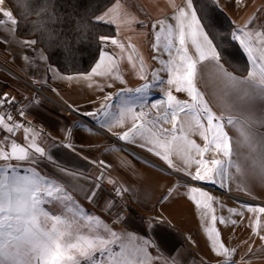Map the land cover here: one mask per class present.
I'll return each instance as SVG.
<instances>
[{"label":"snow or ice","instance_id":"6c2138e0","mask_svg":"<svg viewBox=\"0 0 264 264\" xmlns=\"http://www.w3.org/2000/svg\"><path fill=\"white\" fill-rule=\"evenodd\" d=\"M3 3L4 0H0V4ZM169 4L174 12L168 19L174 24L166 23L165 20L153 23L152 48L153 51L162 49L169 57L159 60L162 65L159 71L167 73L169 88L186 93L189 99L181 101L171 90L164 92L166 99L151 104L152 109L158 110L154 118H149V113L143 110V104L139 105L141 111L135 112L133 103L124 99L117 105L118 115L109 110V103L102 104L97 113L86 115L98 119L101 127H107L110 131L130 121L131 127L121 132L118 139L135 143L139 138L144 142L140 147H146L149 152L160 157L169 168L182 171L191 182H209L227 188L228 182L235 176L245 175V167L240 159H233L237 155L233 145L246 148L249 155L244 156L243 161L246 162L247 171L264 183V133L254 131L264 127V116L257 117L251 111L252 105L264 103V29H250L252 20H249L230 34L247 56V77L242 79L224 67L222 54L195 8L194 0H185L184 7L177 6L175 0H169ZM116 7L119 5L96 17V20L116 23L118 17L113 15ZM126 22L131 23V19ZM18 26L19 21L14 12L0 8V30L6 29L9 34H14ZM100 39L110 40L122 54L125 53V45L119 40L104 36ZM36 42L26 40L22 43L31 47ZM127 47L132 52L126 58L135 67V47L132 44ZM41 59L46 58L42 55ZM118 67V59L102 49L91 72L82 78L112 77L123 82ZM205 69L209 76L223 86V95L216 96L219 114L212 110L204 93L197 87V79L202 77ZM138 75L140 79L147 80L142 58ZM66 79L72 80L73 77ZM157 83L163 84L164 81L157 71H153L152 84L144 83L138 88L121 91L142 98ZM233 97L234 100H230ZM105 100L111 101L112 97L107 96ZM236 102L248 106L249 110L234 115ZM14 104V98H9L7 93L0 95V108ZM161 108L163 111H160ZM18 115L23 117L25 113L21 110ZM181 115L183 120L180 119ZM100 117L103 119L100 120ZM161 122L170 123L171 128L162 127ZM228 129H234L238 138L230 136ZM21 131L22 142L17 138ZM71 134V129L66 130L69 142L64 143L63 147L75 150L70 140ZM192 135H198L204 142L203 146L191 139ZM40 137L38 131L17 122L10 112L0 111V264H154L158 257L150 255L149 248L159 247L155 240L131 233L118 234L100 217L89 214L75 201L63 179V176L75 178V173L58 165L61 176L45 175L39 170L42 162L53 163L52 154L38 143ZM209 153L223 158L209 159ZM173 155L182 161V168L175 164ZM99 163L102 167L107 166L104 161ZM21 167L24 168V174L18 171ZM231 169H235V173ZM100 179L102 176L97 177L98 181ZM108 182L114 183L112 180ZM99 187L97 184L96 188ZM240 190L248 192L242 186ZM115 191L119 195L127 189L118 187ZM96 195L97 192L92 191L85 198L91 202ZM187 195L208 222L204 231L212 251L224 257L221 264H234V250L225 247L215 227L217 221L226 223L224 217L215 215L213 205L219 202L218 199L196 186H189ZM53 206L59 211H53ZM106 206L110 208L111 203ZM242 207L257 214L252 225L255 232L261 225L260 216L264 214V207L248 204ZM229 212L243 215L236 209H229ZM148 227L154 226L149 224ZM114 245L118 251L114 250Z\"/></svg>","mask_w":264,"mask_h":264},{"label":"crops","instance_id":"0c3cea01","mask_svg":"<svg viewBox=\"0 0 264 264\" xmlns=\"http://www.w3.org/2000/svg\"><path fill=\"white\" fill-rule=\"evenodd\" d=\"M213 1L231 19L232 31L243 27L249 20H252L250 29H264V0ZM175 4L184 7L185 0H175ZM116 5L119 7L115 8L113 15L118 19L116 23H110L115 27L116 34L110 38L123 43L125 53L122 54L110 40L101 41V50L118 59V74L123 82L112 77L93 76L91 80L83 79L82 77L87 76L91 70L85 74H62L49 64L46 55L36 44L26 47L22 43L25 39L19 38L16 32L9 34L4 29L0 30V92L14 98L20 111L25 113L23 117L26 122L22 124L38 131L41 134L38 143L52 154L53 163L42 162L39 170L45 175L61 176L58 165L76 174L75 178L63 176V179L67 182L68 192L86 212L100 217L113 231L121 235L131 233L146 238L149 222L152 223L156 244L161 245L164 250L167 248L166 251H160L158 248L156 264H221L224 257L212 251L204 231L207 220L188 199V187L195 186L197 182H191L180 171L169 168L164 160L149 152L146 147H140L144 142L139 138L135 143L120 141L118 135L131 127L130 121H126L123 127H115L110 131L107 127H101L98 119L86 115L90 112L97 113L101 109L102 95L104 98L112 97L107 103L111 105L109 110L114 115L119 114L117 105L124 99L133 103L135 112L141 111L139 105L143 104V110L149 113V118H154L158 111L152 109L151 104L166 99L160 94H157L156 99V92L162 87L159 83L153 84L148 94L142 98L121 90L135 89L144 83L152 84L153 71L158 72L161 80L168 79L165 71H159L162 68L159 60H167L169 57L162 49L153 51L152 25L158 20L174 24V21L168 19L174 9L169 0H116L102 14ZM0 8L9 10V7L3 4H0ZM128 19H131V23L126 22ZM156 30H159V25ZM129 44L136 50L135 67L129 64L126 58V55L132 52L127 47ZM237 44L239 45L238 42ZM240 49L247 60L243 49ZM42 55L46 59H41ZM121 56L124 58L120 59ZM154 56L157 59H153ZM141 58L147 80L140 79L138 75ZM226 70L230 72L227 68ZM233 75L242 79L247 77V74ZM69 76L73 79H66ZM197 87L204 93L212 110L219 114L216 96L223 95L222 84L209 76L208 70L205 69L202 77L197 79ZM172 89L177 99H189L186 93ZM150 94L155 97L149 98ZM230 100H234V97ZM235 109L234 115L249 110L248 106L240 102L235 103ZM67 110L72 113L68 115ZM0 111L5 110L0 108ZM160 111H163V108ZM251 111L257 117L264 116V103L257 102L252 105ZM99 119L102 120L103 117ZM161 126L171 128L170 123L161 122ZM68 129H71L70 140L75 150L63 147L64 143L69 142L66 138ZM228 131L230 136L238 138L234 129ZM254 131L264 133V127ZM17 138L22 142V131ZM191 139L203 146L204 142L198 135H192ZM233 147L237 153L233 159H240L245 167V175L235 176L228 182L227 188L209 182H198V187L219 201L213 205L216 209L215 215L224 217L226 223L217 221L215 227L220 232L221 242L225 247L234 250V264H264V239H261V236H264V214L260 216L261 225L254 232L252 225L257 214L242 207L244 204L264 207V183L247 171L243 157L249 155L248 150L235 144ZM172 158L178 167H183L177 156L173 155ZM208 158L223 157L209 153ZM100 161H104L107 166L102 167ZM18 171L24 174L23 167ZM230 171L235 173V169ZM101 176L102 179L98 181L97 177ZM109 180L114 183H109ZM97 184L100 185L99 189L96 188ZM241 186L247 188L248 192L241 191ZM118 187L127 191L117 195L115 189ZM92 191H96L97 195L90 202L85 197ZM109 202L110 208L106 206ZM164 205H167V222L159 219L160 215L165 217L160 208ZM229 209H236L243 215L232 214ZM53 211L59 209L53 206ZM162 223H181L183 227H177L173 231L169 225L162 228ZM113 247L114 250H119L115 245Z\"/></svg>","mask_w":264,"mask_h":264},{"label":"trees","instance_id":"16d2710c","mask_svg":"<svg viewBox=\"0 0 264 264\" xmlns=\"http://www.w3.org/2000/svg\"><path fill=\"white\" fill-rule=\"evenodd\" d=\"M115 1L6 0V4L19 21L16 35L36 40L50 65L72 75L88 73L99 58L100 37L116 34L112 24L96 20ZM194 6L222 54L223 65L233 74L245 76L248 62L231 39V19L213 0H194Z\"/></svg>","mask_w":264,"mask_h":264},{"label":"rangeland","instance_id":"374dc122","mask_svg":"<svg viewBox=\"0 0 264 264\" xmlns=\"http://www.w3.org/2000/svg\"><path fill=\"white\" fill-rule=\"evenodd\" d=\"M3 5L5 6V7H7L8 8V6H7V4H6V2H5V0H4V3H3ZM164 81V83L163 84H159V85H162V87H161V90L157 93L156 92V99H158V95L157 94H160L162 97H164V98H166L165 96H164V92H166V91H168L170 88H169V85L166 83V81L167 80H163ZM158 85V86H159ZM172 92H173V89L171 88L170 89ZM153 97H155V95L154 94H150L149 95V98H153ZM108 101H106L105 100V98H104V96L102 95V99H101V104H105V103H107ZM110 103H112V102H110ZM180 119H181V117H180ZM165 128H168V126L167 127H165ZM170 129V128H169ZM153 155V154H152ZM152 157V156H151ZM168 166V165H167ZM181 173H183L182 171H180ZM184 174V173H183ZM161 208V212H163L164 214H165V217H163V216H159V219L161 220V221H168V215H167V205H164V206H161L160 207ZM181 215H183V214H181ZM149 224H152V223H150L149 222ZM153 225V224H152ZM161 225V227L163 228V226H167V227H169V226H171V230H176L177 229V227H183V224H181V223H177V224H175V223H162V224H160ZM169 225V226H168ZM153 228V227H152ZM152 228H149V230H148V232H146L147 234H146V238L147 239H152V240H155L156 241V235L154 234V232H153V230H152ZM158 245V244H157ZM159 250L160 251H166L167 250V248H166V250H164L163 249V247L161 246V245H159ZM158 248H156V247H150L149 248V253H150V255H152L153 257H156V252L158 251ZM159 252V251H158ZM157 252V253H158ZM163 255V254H162ZM161 260H163V257H161ZM154 264H156V261H154Z\"/></svg>","mask_w":264,"mask_h":264},{"label":"built area","instance_id":"2783aa9c","mask_svg":"<svg viewBox=\"0 0 264 264\" xmlns=\"http://www.w3.org/2000/svg\"><path fill=\"white\" fill-rule=\"evenodd\" d=\"M2 94H4V93L0 92V95H2ZM2 109H4L7 112H10L13 115L14 119L17 122H20V123L26 122V120L24 119V117H21V116L18 115V113L20 112V109L18 108V106L16 104L11 105V106L4 105ZM71 113H72L71 110H67V114L68 115L71 114ZM195 186L198 187L199 186V183L197 182L195 184Z\"/></svg>","mask_w":264,"mask_h":264}]
</instances>
